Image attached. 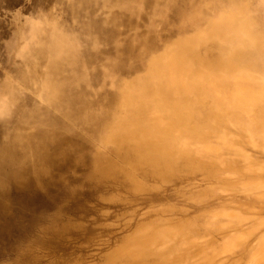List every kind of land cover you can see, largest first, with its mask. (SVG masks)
I'll list each match as a JSON object with an SVG mask.
<instances>
[{"label":"rangeland","instance_id":"rangeland-1","mask_svg":"<svg viewBox=\"0 0 264 264\" xmlns=\"http://www.w3.org/2000/svg\"><path fill=\"white\" fill-rule=\"evenodd\" d=\"M0 264H264V0H0Z\"/></svg>","mask_w":264,"mask_h":264}]
</instances>
